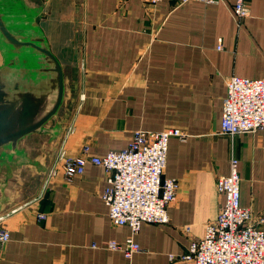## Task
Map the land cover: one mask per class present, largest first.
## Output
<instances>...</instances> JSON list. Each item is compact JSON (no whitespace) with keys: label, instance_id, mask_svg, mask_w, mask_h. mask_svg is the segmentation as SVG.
I'll return each instance as SVG.
<instances>
[{"label":"crops","instance_id":"1","mask_svg":"<svg viewBox=\"0 0 264 264\" xmlns=\"http://www.w3.org/2000/svg\"><path fill=\"white\" fill-rule=\"evenodd\" d=\"M25 1L43 12L42 26L29 28L55 60L42 54L40 65L28 54L18 61L48 67V74L58 63L65 87L77 84L65 126L50 135L46 165L53 175L49 170L33 202L0 222L11 235L0 264H194L179 256L217 219L225 202L217 179L230 174L232 156L239 159L242 205L264 217V129L220 132L228 79L264 78V0H249L251 15L240 22L235 0ZM55 78L40 77L36 86ZM172 127L189 137L169 143L164 176L178 180L170 221L144 223L135 237L142 251L128 258L107 247L131 233L111 222L102 199L109 172L89 163L84 174L66 181L59 156L76 157L86 145L104 155L128 147L136 131ZM171 255L179 258L171 261Z\"/></svg>","mask_w":264,"mask_h":264},{"label":"built area","instance_id":"2","mask_svg":"<svg viewBox=\"0 0 264 264\" xmlns=\"http://www.w3.org/2000/svg\"><path fill=\"white\" fill-rule=\"evenodd\" d=\"M147 1L157 5L163 0ZM177 1L221 4L226 0ZM233 13L239 22L249 17V0H235ZM218 48L221 49V44ZM221 124L220 132L231 136L264 129V78L232 75L228 79ZM173 137L186 141L189 134L178 127L163 131L139 130L123 149L93 155L86 145L82 154L76 157H65L63 153L59 156L63 158L66 181L84 174L89 163L102 166L109 172L102 199L108 206L111 222L117 226H129L131 233L124 242L110 240L107 247L122 251L128 258L142 251L135 237L144 223L165 224L170 221L168 209L177 198L178 180L164 175ZM217 188L225 199L217 219L208 223L203 236L195 239L189 251L179 257L194 264H264V217H256L250 207L241 203V175L236 156L231 157L230 174L218 177ZM10 213L1 216L0 222ZM39 217L46 216L40 214ZM10 238V231L1 227L0 249ZM179 257L170 256L171 261Z\"/></svg>","mask_w":264,"mask_h":264},{"label":"rangeland","instance_id":"3","mask_svg":"<svg viewBox=\"0 0 264 264\" xmlns=\"http://www.w3.org/2000/svg\"><path fill=\"white\" fill-rule=\"evenodd\" d=\"M18 1L22 2V0ZM21 2H16V0H0V13L1 15L3 13V20L8 22V28L10 29L11 27L18 32L23 28L27 31L32 26L40 28L42 26L43 12H35V9H38L37 6H32V4L27 3L25 0L22 2L25 4V7L23 4L20 5ZM22 8H27L28 11ZM19 36V39L26 38V35ZM29 36L31 37L32 35ZM11 50L10 43L0 30L1 91L3 90V94L7 95L6 99H11L12 94H14L12 99L15 97L22 99L24 95L35 97L34 104L42 100L39 110L37 109L36 114L27 120L29 122L26 123V126H30L44 119L55 107L59 97L60 80L57 78L58 73L55 70L54 73L49 74L31 71L24 73L25 64L24 68L20 67L22 66L19 62L20 60L17 63L15 59L17 55L9 54ZM26 56L27 54H21V57ZM4 57L5 62L3 63ZM22 68L23 70L20 71ZM20 75L23 78L35 80H37V77H45L47 75H52L56 78L54 81L52 80L50 85H48L47 80H43L37 86L32 83H26V88H23L21 86L23 82L16 78ZM2 76H8L9 81L3 82ZM17 84L23 89L21 91L19 89V92H13L12 87L17 86ZM76 84L72 81L71 83H67L65 87L63 81V95L57 111L37 129L0 145V217L28 202H33L40 195L47 181L49 170L51 171L54 168L46 165V160L50 156L51 151V148H49L50 135L57 134L65 126V119L68 118L67 110L70 107ZM27 102L30 104L29 100ZM36 105L30 104L29 108L33 109ZM21 106L22 103L19 101L16 104L17 108H15L13 116L17 122L20 121L22 115L23 107ZM17 129L20 130L21 127L18 126Z\"/></svg>","mask_w":264,"mask_h":264},{"label":"water","instance_id":"4","mask_svg":"<svg viewBox=\"0 0 264 264\" xmlns=\"http://www.w3.org/2000/svg\"><path fill=\"white\" fill-rule=\"evenodd\" d=\"M0 30L2 31L3 35L6 37V39L8 40V42L10 43V48H12V50L10 51L11 53L9 54H16L17 58H15L17 60L18 63V59L21 54L25 55V54H29L31 55H35L39 58L40 61V65L42 63V59L39 57V55H48L49 57H51L52 59L55 60V57L53 56V54L49 51V49H47L44 44H43V39H40L36 36L33 35L32 30L29 28L27 31H25L24 29L20 30L18 33L19 35H26V38L23 39H19V37L17 36L16 33H14L13 31H10V29L7 26V23L3 20L2 15L0 13ZM27 32V33H26ZM29 35H32L34 37H30ZM44 46V47H43ZM28 49H31V51H28ZM35 59V58H34ZM27 62V61H26ZM57 63V62H56ZM58 69L56 68H52L53 70H55L56 72H58V76H59V80H60V89H59V97H58V101L55 105V107L53 108V110L42 120L37 121V123H33L30 126H26V123H28L29 121L28 118H30L31 116H34V114H36L37 109L39 110V107L42 103V100H39V105L38 103L34 104V99L35 97H28L25 96L20 99L19 97H15L12 99L13 95L11 99H6V94H3V90L1 91V87H0V145L4 142H7L9 140H12L13 138L19 137L24 135L25 133L31 131V130H35L37 129L43 122H45L51 115H53L59 105L60 102L62 100V95H63V73L62 70L60 69L58 63H57ZM23 67V66H20ZM17 68V67H16ZM24 68V67H23ZM20 69V71L23 70ZM27 71H31V72H46L48 73L49 68L46 67H26L24 69V73H26ZM1 78V77H0ZM2 81L6 82L9 81L8 76H2ZM18 80H21L23 83L21 84V86L23 88H26V83L27 80L30 81L33 85H36V81L40 78L37 77V80L35 79H27V78H23L21 77V75L19 77H16ZM1 83V82H0ZM2 84V83H1ZM3 88V86H2ZM20 88V86H13L12 87V91L13 92H19L23 89ZM25 91V90H24ZM5 95V96H4ZM30 101V104H32L33 106H35V108L30 109L29 106L30 104L27 101ZM20 101V103H22V115L20 118V121L17 122V120L13 117L15 114V108L16 104ZM21 127L20 130L17 129V127ZM18 130V131H16ZM10 132V133H9Z\"/></svg>","mask_w":264,"mask_h":264}]
</instances>
